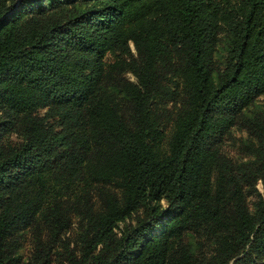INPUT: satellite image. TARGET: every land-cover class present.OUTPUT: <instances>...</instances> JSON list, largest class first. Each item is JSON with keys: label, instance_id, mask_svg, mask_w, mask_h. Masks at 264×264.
Returning <instances> with one entry per match:
<instances>
[{"label": "trees", "instance_id": "obj_1", "mask_svg": "<svg viewBox=\"0 0 264 264\" xmlns=\"http://www.w3.org/2000/svg\"><path fill=\"white\" fill-rule=\"evenodd\" d=\"M115 48L134 79L106 84ZM263 92L264 0H0V264L249 263ZM243 113L259 145L237 162L221 143Z\"/></svg>", "mask_w": 264, "mask_h": 264}, {"label": "rangeland", "instance_id": "obj_2", "mask_svg": "<svg viewBox=\"0 0 264 264\" xmlns=\"http://www.w3.org/2000/svg\"><path fill=\"white\" fill-rule=\"evenodd\" d=\"M227 29H228L227 24L223 23V25H221V27L219 28L217 32L216 45H217V50L221 52L220 56H224L226 53L225 48L227 45ZM127 46L129 48L130 53L135 55L136 50H135V46L133 42L129 41ZM130 53L126 51L125 48L122 50L120 48H115L106 53V55L103 58L104 68L107 73L111 74V75L105 76L106 84H108L112 80L113 77H124L128 79H134L132 72L125 70L122 64L124 60L128 59V57L130 56ZM218 57L219 56L215 55L214 59L217 60ZM175 60H177V58H175ZM163 70L167 73L168 78L170 80L171 71L168 70L166 67L163 68ZM164 86L165 88H169L172 86V83L170 81H165ZM162 104H163V110L162 111L159 110L158 112L162 115L163 118H166V121H167L168 116L171 115V113L175 109L174 103L172 99L164 98L162 100ZM250 109L253 111H258V110L264 111V92L256 96L254 102L250 106ZM41 111L43 113V110ZM245 112H246V109H245ZM244 115L245 114L243 113L241 117L239 118V120L237 121V123H235L232 126L229 133L223 136L222 143H221L222 150L226 152L228 156H230L237 162L246 161V160L251 159L250 158L251 154L248 153L249 147L247 146V144L256 145V146L259 145L257 136L250 133L248 128L244 125L243 123ZM1 120H2V114L0 111V121ZM169 127L170 126H168L167 129H169ZM10 137L13 138V134H10ZM263 191L264 190H263L262 181L258 179L256 183L254 184V187L249 190L250 194L248 195V205L251 210H253V202L257 198V193L259 192L262 194ZM140 213L141 212H139L138 214L140 215ZM135 220H136V214L132 215L130 218H127L125 221H122L121 226H123L124 222H127V221L135 222ZM76 229H77V221L73 222L72 225L67 229L65 233L62 232L63 233L62 235L66 234V235L73 236ZM189 239L191 240V243H195L198 240L201 241V245L199 249L197 250L200 253L203 251L206 254H209L211 253L213 249H215V242H214L213 237H210L207 235H204L203 237L198 236V235H192V236H189ZM27 244L28 243L25 244V247ZM196 245H199V244H196ZM250 262H252V264H264V251L259 254L257 253L251 256ZM249 263L245 262L244 264H249ZM53 264H57V263H53Z\"/></svg>", "mask_w": 264, "mask_h": 264}]
</instances>
